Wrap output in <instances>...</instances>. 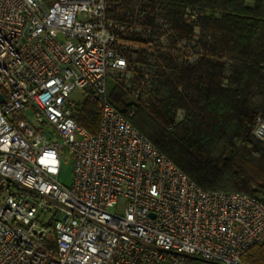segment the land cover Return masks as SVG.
I'll return each mask as SVG.
<instances>
[{"label": "built area", "instance_id": "1", "mask_svg": "<svg viewBox=\"0 0 264 264\" xmlns=\"http://www.w3.org/2000/svg\"><path fill=\"white\" fill-rule=\"evenodd\" d=\"M166 13L154 0H0V264H247L264 205L199 188L107 99L112 80L145 101L158 72L199 58L206 14L185 8L180 35ZM85 100L96 134L75 120ZM252 133L264 141V119Z\"/></svg>", "mask_w": 264, "mask_h": 264}, {"label": "trees", "instance_id": "2", "mask_svg": "<svg viewBox=\"0 0 264 264\" xmlns=\"http://www.w3.org/2000/svg\"><path fill=\"white\" fill-rule=\"evenodd\" d=\"M154 1L180 35L191 31L185 8L209 11L196 22L209 39L192 65L158 72L147 100L135 104L121 84L108 82V101L125 116L135 108L130 124L202 190L242 192L264 205V141L252 133L264 119V0ZM75 120L96 134L97 104L83 101ZM240 261L264 264V237Z\"/></svg>", "mask_w": 264, "mask_h": 264}, {"label": "rangeland", "instance_id": "3", "mask_svg": "<svg viewBox=\"0 0 264 264\" xmlns=\"http://www.w3.org/2000/svg\"><path fill=\"white\" fill-rule=\"evenodd\" d=\"M245 2H246L247 5H252L253 4V0H245ZM202 12H204L205 14H209V11H207V10H205V11L203 10ZM198 50L200 51L201 49L199 48V46L195 45V53ZM110 82L111 83H116V81H112V80ZM151 95H152V91L150 92V96ZM71 98L74 99V100H76V101H78V102H81L82 101V96L80 95V93L78 91H73L71 93ZM127 98H128V100H130V101H132V102L135 103V101L133 100V98L129 94V92H127ZM134 113H135V108H134ZM133 114H132V116H133ZM181 116H182V112L181 111H178V113L176 114V119L179 120L181 118ZM44 132H45V135L49 136V138L55 139V136L52 134V131H51V129L48 126H46L44 128ZM71 172H72V160H71V157L70 156H67L66 155V157L61 160L60 172H59V179L65 185H69L70 184Z\"/></svg>", "mask_w": 264, "mask_h": 264}, {"label": "water", "instance_id": "4", "mask_svg": "<svg viewBox=\"0 0 264 264\" xmlns=\"http://www.w3.org/2000/svg\"><path fill=\"white\" fill-rule=\"evenodd\" d=\"M0 101H2V96L0 95Z\"/></svg>", "mask_w": 264, "mask_h": 264}]
</instances>
